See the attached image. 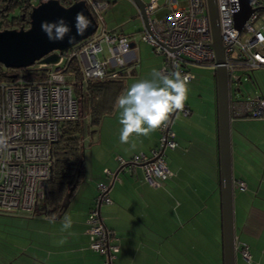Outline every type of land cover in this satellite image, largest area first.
<instances>
[{
  "label": "crops",
  "instance_id": "0c3cea01",
  "mask_svg": "<svg viewBox=\"0 0 264 264\" xmlns=\"http://www.w3.org/2000/svg\"><path fill=\"white\" fill-rule=\"evenodd\" d=\"M107 1L109 4L111 0ZM128 2L134 5L131 0ZM160 4L166 7L164 0ZM122 17L110 23L102 20L106 30L122 31L129 36L131 47L125 59L133 74L122 82L107 85L101 96L108 100L111 108H106L98 122L90 123L87 112L83 116L87 124L81 149L84 173L70 196V202L74 199L76 204L55 220H60L68 211L67 216L73 221L69 231L74 235L61 232L62 224L50 222L51 216H37L44 224L31 228L27 245L31 255L26 264H105L104 257L89 248L85 221L89 208L96 203L99 182L108 184L111 202L97 206L101 221L115 233L116 263L224 264L214 71L208 85L202 86L200 79L190 83L186 102L189 113H177L170 122L176 145L165 147L162 152L171 175L149 184L139 165L133 172L120 168L117 155L129 159L139 151L149 154L151 148L158 147L159 134L157 130L148 137L134 138L135 149L130 144H121L116 98L132 82L147 78L153 68L159 70L163 63V56L140 40L144 29L142 19L129 22L125 15ZM84 93H88L86 89ZM262 121L264 119L253 117L231 120L235 264H264ZM254 124H259L258 128L253 127ZM246 163L257 172L249 182L236 174L235 169L236 166L243 169ZM105 169L112 174L105 173ZM240 181L244 185L238 188ZM65 237L66 243L60 244ZM240 243L248 246L249 259L242 256Z\"/></svg>",
  "mask_w": 264,
  "mask_h": 264
},
{
  "label": "built area",
  "instance_id": "2783aa9c",
  "mask_svg": "<svg viewBox=\"0 0 264 264\" xmlns=\"http://www.w3.org/2000/svg\"><path fill=\"white\" fill-rule=\"evenodd\" d=\"M85 2L97 21L96 30L78 47L64 51L56 64L38 63L39 66H51L46 78L33 81L19 74L13 81H0V138L4 140L0 143L1 211H32L50 175L51 146L57 138L59 123L78 116V102L61 72L63 60L75 57L84 79L101 78L107 74V69L127 64L125 55L131 47L129 36L122 31L106 30L103 22L100 25V10L108 5V1ZM216 4L229 81L230 84L238 83L240 75L236 69L264 67V23L258 27L254 25L264 12V0L250 1L253 11L240 30L233 23L238 0H216ZM164 6L168 8L167 12L157 18L152 14L159 7L158 0L145 3L149 29L144 27L140 33V40L148 42L156 53L163 56L159 70L171 72L178 64L179 71L192 78L186 68L189 63L215 66L206 0H164ZM108 74L116 76L115 71ZM237 93L230 90L231 119L264 116V96L247 99ZM189 111L185 104L179 113L187 115ZM170 121L158 130L159 145L151 148L149 154L139 151L129 159L117 155L120 168L133 172L139 165L144 180L149 184L170 176L171 171L161 150L162 147L174 148L176 145ZM104 172L112 174L108 169ZM238 185L243 186L244 183L240 181ZM96 187V204L86 217L89 246L106 255L105 264H121L114 261L118 251L115 233L103 224L97 206L111 202L108 184L99 182ZM240 250L242 256L249 259L245 243H240Z\"/></svg>",
  "mask_w": 264,
  "mask_h": 264
},
{
  "label": "water",
  "instance_id": "95a60500",
  "mask_svg": "<svg viewBox=\"0 0 264 264\" xmlns=\"http://www.w3.org/2000/svg\"><path fill=\"white\" fill-rule=\"evenodd\" d=\"M145 28H148V16L143 0H131ZM251 0H238V9L233 13V23L240 30L245 20L253 11ZM211 42L215 54L214 76L216 80L217 124L219 140V179L221 193L222 235L224 264H235V236L233 225V176L231 158V116L229 73L226 67L224 45L222 43L216 0H206ZM82 13L89 21L82 34L77 33L76 15ZM63 19L70 32L63 40H50L42 30V22L53 23ZM97 27V21L89 10L85 0H72L68 5L58 0H43L33 5L29 12V25L26 28L0 29V63L8 68L30 66L35 62L53 65L67 49L86 39ZM71 39V42H70ZM240 83V78L238 80ZM239 91V87L235 89ZM175 115V114H174ZM174 115L171 117L173 119ZM171 122V121H170ZM164 150V147L161 149ZM83 155V151L81 152ZM51 173V170H50ZM74 182L62 200V212L67 209ZM59 212L56 218L61 216Z\"/></svg>",
  "mask_w": 264,
  "mask_h": 264
},
{
  "label": "trees",
  "instance_id": "16d2710c",
  "mask_svg": "<svg viewBox=\"0 0 264 264\" xmlns=\"http://www.w3.org/2000/svg\"><path fill=\"white\" fill-rule=\"evenodd\" d=\"M40 1L43 0H0V29L28 27L29 12L32 6ZM58 1L63 5L72 2V0ZM82 41L72 48L81 45ZM50 67L39 66L38 62H35L30 66L13 69L0 63V81H13L19 74L27 80L40 81L46 78L47 70ZM60 68L66 84L71 86L73 95L78 102V116L75 119L63 120L59 123L57 138L51 146V173L46 179L42 194L36 199L32 211L18 213L0 210L2 213L26 214L30 217L44 214L52 217L62 212V200L65 193L74 182L78 183L84 173L81 149L83 148V116L85 112L88 113L90 123L98 122L102 113L107 111L106 108H111V105H108V100L102 97V92L105 91L107 85L112 82H122L125 77L133 74V71L126 64L106 70L107 74L115 71L116 76L114 77L106 74L101 78L84 79L75 57L64 59ZM84 88L88 93H84ZM244 118L251 117L232 118L231 120Z\"/></svg>",
  "mask_w": 264,
  "mask_h": 264
},
{
  "label": "clouds",
  "instance_id": "9594fccd",
  "mask_svg": "<svg viewBox=\"0 0 264 264\" xmlns=\"http://www.w3.org/2000/svg\"><path fill=\"white\" fill-rule=\"evenodd\" d=\"M88 25L87 18L82 13H77V33L82 34ZM41 28L50 40H63L64 36L70 32V28L63 19L53 23L42 22ZM190 79V75L179 71L177 64L171 72L153 68L147 78H141L128 85L115 101V108L119 113L120 143L130 144L131 148L135 149L134 138L148 137L166 126L174 114L182 112L189 98ZM3 142V138H0V143ZM176 206L179 207L178 201ZM55 220L56 217L52 216L50 222ZM72 224L71 217L65 215L60 231L74 235L69 231ZM59 243H66V237Z\"/></svg>",
  "mask_w": 264,
  "mask_h": 264
},
{
  "label": "rangeland",
  "instance_id": "374dc122",
  "mask_svg": "<svg viewBox=\"0 0 264 264\" xmlns=\"http://www.w3.org/2000/svg\"><path fill=\"white\" fill-rule=\"evenodd\" d=\"M162 0H158L159 7L155 10L154 17L161 18L166 13V7H161ZM182 2L183 0H178ZM137 8L134 5H131L128 0H111L110 3L100 10L101 23L104 19L108 23H110L113 19L123 18L122 15H125V20H129V22L139 21L140 16L136 13ZM131 15H133L132 18ZM264 23V12L261 13V17L257 19L255 22V26L258 27L260 24ZM148 43V42H147ZM100 52L99 54H101ZM104 53L107 52L104 50ZM98 54V55H99ZM162 56V55H161ZM186 68L193 75L190 79V83L196 81V79H200L202 86L208 85V81H210L211 76L214 71V66L208 64H193L189 63ZM235 72L240 75V83L238 84L239 91L237 95L242 98L253 99L258 95L264 96V67H258L253 70L251 69H236ZM189 83V85H190ZM236 83H231L232 92L236 88ZM194 93L197 94V91ZM193 93V95H194ZM192 95V96H193ZM256 119H264V116L255 117ZM85 119H83L84 123V131L87 130V124L85 123ZM262 130H264V121L261 122ZM259 124H254L253 127L258 128ZM242 167L243 169L239 170L236 166V174L242 175L249 182L252 178V175L255 176L257 172H255L252 168H250V164L246 163ZM262 170L259 172V179L261 176ZM238 188L241 185H237ZM76 201L74 199L71 200L68 208L70 210L74 207ZM68 211H65L63 217L60 220L55 221V224H62L63 218L67 215ZM39 215L35 216H26L20 215L17 213H2L0 212V264H26L28 261V256L31 255V249L28 248L29 238H31L30 231L31 228L44 224L42 221H38ZM59 219V218H58ZM35 230V229H33ZM89 248L98 253L99 256H103L104 260H106V255L100 253L97 250Z\"/></svg>",
  "mask_w": 264,
  "mask_h": 264
},
{
  "label": "flooded vegetation",
  "instance_id": "af4514ba",
  "mask_svg": "<svg viewBox=\"0 0 264 264\" xmlns=\"http://www.w3.org/2000/svg\"><path fill=\"white\" fill-rule=\"evenodd\" d=\"M239 84V82L238 83H236V85H238Z\"/></svg>",
  "mask_w": 264,
  "mask_h": 264
}]
</instances>
